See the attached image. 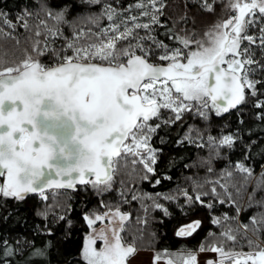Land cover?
<instances>
[{
  "label": "snow or ice",
  "instance_id": "obj_1",
  "mask_svg": "<svg viewBox=\"0 0 264 264\" xmlns=\"http://www.w3.org/2000/svg\"><path fill=\"white\" fill-rule=\"evenodd\" d=\"M168 9L169 0L126 6L120 0H39L35 8L24 4L12 20L0 8V33L12 36L23 27L31 37L21 56L0 55V221L27 226L31 216L34 237L0 238V264H53V249L63 264H130L137 251L125 236L132 212L121 203L134 200L145 224L149 207L163 211V222L173 216L168 203H174L186 221L175 229L177 237L190 238L205 219L221 229H209L194 247L160 249L154 261L264 264V211L242 223L245 205L233 192L255 179L247 206L264 208V197L256 199L264 190V164L259 175L255 171V161L264 160V0H184L181 13ZM206 15L215 20L204 24ZM214 114L221 120L235 115L214 134ZM190 116L204 126L185 128ZM170 145L207 155L198 152L193 160ZM237 149L240 158L233 160L229 154ZM220 158L228 163L217 170ZM177 166H203L206 176L188 177L190 187L177 182L168 191L138 190V182L171 181ZM121 173L127 180L115 189ZM80 188L98 202L81 201L87 230L76 240L72 205L47 201L49 191ZM114 189L120 200H105ZM31 193L43 207L26 205ZM221 205L235 215H217Z\"/></svg>",
  "mask_w": 264,
  "mask_h": 264
},
{
  "label": "trees",
  "instance_id": "obj_2",
  "mask_svg": "<svg viewBox=\"0 0 264 264\" xmlns=\"http://www.w3.org/2000/svg\"><path fill=\"white\" fill-rule=\"evenodd\" d=\"M121 5L126 6L130 0H120ZM24 4H28L31 7L35 8L39 6V0H0V8H5L9 11L12 15L10 19L15 20V14L20 7ZM191 7V5H189ZM221 6L218 5L217 7V14H219V8ZM184 9V0H169V9L167 10L169 14H179ZM215 16H204L202 17V21L204 24H209L210 21ZM103 23H107L105 19ZM198 28L201 27L200 24L196 25ZM66 34L70 35V29H66ZM18 38V39H17ZM163 38V37H162ZM61 41L57 42V46ZM31 44V37L28 33L25 32L23 27H19L15 34L12 36H5L0 33V55H3L5 52L8 53L9 57H18L23 54V49L29 47ZM248 107L246 106L244 111L248 112ZM233 116L225 115L223 119L215 118V114L213 117L212 123V131L216 134L219 131L220 126L222 125L223 121H228L229 123L232 122ZM251 120V117H248ZM184 127L186 128L188 124H197L200 127H203V123L196 117L190 116L185 118ZM175 131V129L173 130ZM158 141V138H157ZM170 148L176 152L177 155H190L193 160L197 158V153L199 155H207V150H198L194 146L189 145L187 149L181 148L176 149L174 145H170ZM168 151V149H166ZM225 151H227L225 149ZM233 160L240 158L239 149L235 150L234 152L229 154ZM187 164V161H184ZM217 170L222 169L227 165L228 159L227 158H220L216 162ZM248 163H253V161H248ZM256 168L255 171L257 175L260 173V164H264V160H260L259 158L255 161ZM218 171L213 173V175H218ZM173 179L171 181L165 179L162 183L158 186H153L149 184L147 181L142 183L138 182V190H142L148 193H155L161 191H168L174 189L177 182L180 183L181 187L191 185V180L187 179L188 177H199L203 179L206 176V169L203 166L200 167H192L191 169H184L180 166H177L174 171H172ZM125 179L127 180V175L125 173L118 174L117 176V183L115 185V189L120 188L119 180ZM236 181H241L242 176L237 173L234 177ZM253 187H255V179H253L247 189H242L239 193L234 192V197L245 205L244 210L240 213V221L242 223H250L249 218L253 214L259 215L261 211H264V208H261L257 205H248L249 195L252 192ZM111 191L108 193L104 198L105 200L111 201H119V195L116 190ZM49 200L47 201L48 204H56L57 206L60 204L70 203L72 205V212L70 213L71 219L74 221L72 226V234L76 240H80L83 232L87 229L84 227L83 221L80 218V208H81V201H85L88 203L89 207L97 204V197L94 194L88 193L86 194L82 188L78 190H56V191H49ZM264 197V190H257L256 199H260ZM161 203H165V201L161 200ZM9 205H15L17 202L14 200L9 199L7 201ZM43 201L40 200L38 194L29 195L26 198V205L28 207H43ZM149 206L151 205V200H146ZM121 207L124 210H129L132 212V218L128 221L131 223L129 225L126 224V232L125 236L129 241L134 240L136 248L139 249H155L160 250L164 248H168L170 250H177L180 248L181 245H187L188 247L196 246L207 234L208 230L212 229L216 232L221 231L218 225H213L210 219L204 220V225L201 229H198L196 233H194L190 238H180L175 235V229L179 226V223H185L184 219H181V214L179 210L176 208L174 203H168V207L173 212L172 217L164 218L163 222H161L158 218L163 217L164 213L160 209H153L149 207L148 209V216H147V223H144V211L141 209V202L139 200L131 201V205L127 203H121ZM220 212H229L231 215H235L233 209H231L228 205H221L217 215ZM200 215H204V213H200ZM139 216L140 222H137L136 217ZM37 222H41L40 218H37ZM32 224V217L29 216L28 218V225L26 226L23 221H15V219H10L8 221H0V238H3L6 234L11 235L13 237L16 236L17 233H23L24 235L28 236L30 239L34 237L31 235L30 227ZM155 233V235H153ZM59 234V233H57ZM250 235L252 233L250 232ZM50 238V237H49ZM74 250V249H73ZM245 250H247V246L245 245ZM53 264H63V261L56 255V250L53 249L52 255Z\"/></svg>",
  "mask_w": 264,
  "mask_h": 264
},
{
  "label": "rangeland",
  "instance_id": "obj_3",
  "mask_svg": "<svg viewBox=\"0 0 264 264\" xmlns=\"http://www.w3.org/2000/svg\"><path fill=\"white\" fill-rule=\"evenodd\" d=\"M220 12H221V7L219 8V13ZM214 20H215V17L210 21V23H212ZM128 223L129 222H127V225ZM130 224L131 223H129V225ZM156 251L158 250L137 248L136 253L130 258V264H167V261L164 259H160L159 261H154L153 256ZM173 252H175V250H173ZM203 259H204V256L202 255L201 260Z\"/></svg>",
  "mask_w": 264,
  "mask_h": 264
},
{
  "label": "water",
  "instance_id": "obj_4",
  "mask_svg": "<svg viewBox=\"0 0 264 264\" xmlns=\"http://www.w3.org/2000/svg\"><path fill=\"white\" fill-rule=\"evenodd\" d=\"M32 194H35V193H31V194H29V195H32Z\"/></svg>",
  "mask_w": 264,
  "mask_h": 264
}]
</instances>
